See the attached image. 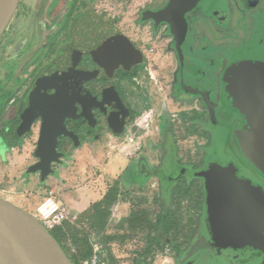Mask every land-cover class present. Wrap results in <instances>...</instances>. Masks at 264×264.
<instances>
[{"label": "flooded vegetation", "instance_id": "af4514ba", "mask_svg": "<svg viewBox=\"0 0 264 264\" xmlns=\"http://www.w3.org/2000/svg\"><path fill=\"white\" fill-rule=\"evenodd\" d=\"M113 1L20 0L11 22L21 6L23 21L30 22L37 15L40 41L29 46L36 49L21 62V52L31 49L27 39L15 38L13 60L23 65L18 74H12L7 67L10 45L4 48L10 24L0 38V163L8 165L10 155L31 143L34 162L29 172L42 181L45 176L38 164L43 162L40 144L45 139L56 140L58 158L53 160V168L64 150L87 139L96 143L111 135L123 138L134 130L149 128L155 121L165 126L170 108L163 112L159 108L178 103L181 122L194 114L195 122L190 123L206 128L200 136L213 141L211 151H205L195 168L171 156L169 169L159 171L146 169L143 154L142 171L178 184L176 190L187 178L189 190L200 182L197 201L202 212L200 239L205 246L192 256L198 257L193 264H263L264 238L257 235H253V242L238 247L214 246L206 181L189 172L217 164L236 167L238 178L264 192V174L240 152L237 132L244 120L238 108L227 104L223 89L225 72L240 51L256 48L264 53V0H197L185 13L188 29L181 44L183 68L170 26L160 17L152 19L171 0H121V6L129 8L120 11L112 8ZM118 17L127 20L116 25L113 18ZM151 56L158 61L149 66ZM207 91L217 118L226 125L211 120L201 96ZM146 111H150L148 123L144 121ZM227 125L233 126V149L228 143ZM157 129L162 130L159 125ZM215 135L219 140L213 146ZM146 142L142 137V148Z\"/></svg>", "mask_w": 264, "mask_h": 264}, {"label": "rangeland", "instance_id": "374dc122", "mask_svg": "<svg viewBox=\"0 0 264 264\" xmlns=\"http://www.w3.org/2000/svg\"><path fill=\"white\" fill-rule=\"evenodd\" d=\"M121 3V0H114L111 3L112 8L116 11L129 8L121 6ZM22 8L23 6L6 31L8 43L4 48L7 49L10 45L7 67L12 74H18L23 65L13 60L12 44L15 38L19 36L27 39L28 48L37 40L40 41L38 39L40 23L37 15L30 22L23 21ZM113 20L116 25H122L127 17ZM29 49L30 52L27 50L25 54L21 52V62L24 57L28 58L33 54L36 47ZM157 61L151 56L149 66ZM196 105L201 107L200 103L193 104ZM168 106L169 121L165 126L155 121L151 122L149 128L134 130L123 138L111 135L112 137L108 136L103 141L97 140L96 143L87 139L82 145L69 146L42 181L37 175L29 172V167L34 162L32 157L34 145L26 142L21 149L10 155L8 165L0 163V197L33 214L37 204L53 193L67 206L71 218L76 216L68 221L70 224L66 222L63 224L67 233L63 242L68 253L78 255L80 261L83 260L82 254L87 251L90 243L93 251L96 248L101 251L106 264H185L205 246V242L200 239L202 212L197 209L200 182L193 184V188L188 191L187 187L191 182L188 178L185 180L182 186L189 194L180 207L176 195L178 184L163 182L160 177L150 176L142 171L141 158L144 154V165L150 170L159 171L164 167L169 169L171 156H175L180 164L195 168L201 163L205 151H211L213 141L203 134L200 136L206 128L190 123L195 122L194 114L185 122L180 121L178 103L176 107L167 103L166 108L161 106L159 111L163 112ZM147 113L150 111H146ZM156 118L155 115L153 119ZM160 119L162 117H159ZM158 125L162 129L161 132L157 129ZM210 129L209 126L207 131L211 133ZM167 132L170 133V137L169 133L167 136ZM142 137L147 140L143 148ZM214 139L216 141L213 146L217 144L219 136L217 138L215 135ZM169 140L172 141L171 144ZM116 181H119L120 194L111 208L107 226L100 229L97 226L93 205L102 202ZM160 207L176 211V216L179 215L182 219L181 232L174 231L170 236H165L161 229L150 231L146 222L127 221L133 213H138L141 217L145 210L149 212L150 219L156 221ZM150 234L158 238L160 244L151 243Z\"/></svg>", "mask_w": 264, "mask_h": 264}, {"label": "water", "instance_id": "95a60500", "mask_svg": "<svg viewBox=\"0 0 264 264\" xmlns=\"http://www.w3.org/2000/svg\"><path fill=\"white\" fill-rule=\"evenodd\" d=\"M20 0H0V38L14 17ZM197 0H171L157 12L170 26L176 40L181 67L185 56L181 44L188 24L185 13ZM256 48L240 51L227 68L223 89L228 105L236 107L244 120L237 132L242 156L264 174V53ZM211 120L217 118L210 92H201ZM230 129L228 143L233 149ZM56 140L45 139L40 144L43 176L51 172L53 160L58 158ZM190 175L204 178L208 191L207 211L212 221L215 247H238L253 242V235L264 238V192L236 176V167L213 165L205 170L191 171ZM198 256V255H196ZM194 257L186 264H193ZM0 264H74L60 242L42 222L24 208L0 197ZM264 264V262H263Z\"/></svg>", "mask_w": 264, "mask_h": 264}, {"label": "trees", "instance_id": "16d2710c", "mask_svg": "<svg viewBox=\"0 0 264 264\" xmlns=\"http://www.w3.org/2000/svg\"><path fill=\"white\" fill-rule=\"evenodd\" d=\"M188 191H186V188L183 186L177 189L176 195L178 196L179 199L178 202L180 207L182 201L186 199L187 194H189ZM119 194H120V185H119V181H116L115 184L108 190L102 202L93 205V208L95 209V219L97 222V226L100 229H104L107 226L111 214V208L116 203ZM197 209L198 210L200 209L199 204L197 206ZM143 212L144 213L141 217L138 216L139 215L138 213H133V215L129 219H127V221L146 222L150 231L153 232L154 230L161 229L165 236H170L174 231H177L178 233L182 231L181 230L183 228L181 225L182 219L180 218L179 215L176 216V211H173L172 209L166 210L163 207H160L156 221L150 219L148 211L145 210ZM66 223L70 224V222L68 221H66ZM51 233L60 242L63 249L66 251V253L68 254V256L70 257V259L74 264H83V260L85 258H89L93 253V246L89 243L88 245L89 248L85 253L82 254L83 260L80 261L78 255H70L68 253L66 246L64 245L63 239L66 238L67 233L65 232L63 225L52 230ZM149 237L151 243L158 242V244H160L158 238L154 236L152 237L151 234Z\"/></svg>", "mask_w": 264, "mask_h": 264}, {"label": "built area", "instance_id": "2783aa9c", "mask_svg": "<svg viewBox=\"0 0 264 264\" xmlns=\"http://www.w3.org/2000/svg\"><path fill=\"white\" fill-rule=\"evenodd\" d=\"M149 119L150 115L146 114L144 116L145 123H148ZM33 215L39 219L49 231L62 226L66 221H71L73 218H76V216L71 218V213L67 206L57 199L53 193L43 199ZM83 264H106V262L102 258L101 251L96 248Z\"/></svg>", "mask_w": 264, "mask_h": 264}, {"label": "crops", "instance_id": "0c3cea01", "mask_svg": "<svg viewBox=\"0 0 264 264\" xmlns=\"http://www.w3.org/2000/svg\"><path fill=\"white\" fill-rule=\"evenodd\" d=\"M41 202H42V201H41ZM41 202H39V203L37 204L36 209H37L38 205H39Z\"/></svg>", "mask_w": 264, "mask_h": 264}]
</instances>
